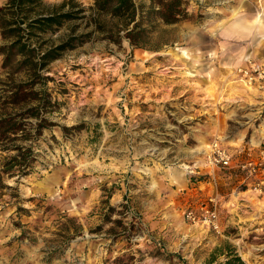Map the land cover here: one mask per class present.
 Returning <instances> with one entry per match:
<instances>
[{
    "label": "rangeland",
    "instance_id": "rangeland-1",
    "mask_svg": "<svg viewBox=\"0 0 264 264\" xmlns=\"http://www.w3.org/2000/svg\"><path fill=\"white\" fill-rule=\"evenodd\" d=\"M136 2L144 46L90 40L49 64L58 124L45 129L34 172L0 188V264H207L214 253L225 261L227 244L264 264V194L247 185L263 177L242 182L236 167L264 160V29L254 21L264 22V0H184L188 14L172 24L147 13L152 0ZM216 139L235 167L207 161ZM207 209L218 229L186 218Z\"/></svg>",
    "mask_w": 264,
    "mask_h": 264
},
{
    "label": "trees",
    "instance_id": "trees-1",
    "mask_svg": "<svg viewBox=\"0 0 264 264\" xmlns=\"http://www.w3.org/2000/svg\"><path fill=\"white\" fill-rule=\"evenodd\" d=\"M152 3L147 13H156L168 24L188 14L182 6L184 0ZM143 13L136 0H93L88 7L79 0L54 4L47 0H8L0 7L1 34L5 40L0 45L5 72L4 77L0 76V188H17L6 179L20 182L34 172L44 131L58 124L50 117L61 102L49 86V81L54 80L46 73L49 64L66 50L90 40H106L120 46L127 39L133 47L144 46L149 30ZM83 23L85 27L79 30ZM64 25L68 30L59 42L34 40L41 32L55 31ZM84 126L81 123L61 128L68 135ZM107 198L103 202L109 201V194ZM227 245L225 261H217L214 253L207 264H247L233 245Z\"/></svg>",
    "mask_w": 264,
    "mask_h": 264
},
{
    "label": "built area",
    "instance_id": "built-area-1",
    "mask_svg": "<svg viewBox=\"0 0 264 264\" xmlns=\"http://www.w3.org/2000/svg\"><path fill=\"white\" fill-rule=\"evenodd\" d=\"M234 153L224 147L219 140H214L210 145L209 155L207 157V161L216 166L222 167H235L236 161L233 159ZM236 167L241 169L243 173H245V177L242 179V182L247 181L253 176H262L263 180L259 183H255L254 181H248L247 185H254V188H250L259 194H264V160L259 159H251V160H241L238 161ZM186 218L193 222H204L206 224H211L214 228L218 229L220 224L218 221V214L216 209L206 210V214L199 218L196 214L195 210H189L186 213Z\"/></svg>",
    "mask_w": 264,
    "mask_h": 264
},
{
    "label": "bare ground",
    "instance_id": "bare-ground-1",
    "mask_svg": "<svg viewBox=\"0 0 264 264\" xmlns=\"http://www.w3.org/2000/svg\"><path fill=\"white\" fill-rule=\"evenodd\" d=\"M232 20H233V19H232ZM254 21H255L256 23L259 24V25H258L259 30H260V29H264V22L262 21V16H261V15H260L259 18L255 19ZM235 24H236V23H235ZM235 26L237 27V29H238V28H240V29L242 28V27H241L242 25H239V24H236ZM254 29H255V28H254Z\"/></svg>",
    "mask_w": 264,
    "mask_h": 264
},
{
    "label": "crops",
    "instance_id": "crops-1",
    "mask_svg": "<svg viewBox=\"0 0 264 264\" xmlns=\"http://www.w3.org/2000/svg\"><path fill=\"white\" fill-rule=\"evenodd\" d=\"M226 26H228V25H226Z\"/></svg>",
    "mask_w": 264,
    "mask_h": 264
}]
</instances>
